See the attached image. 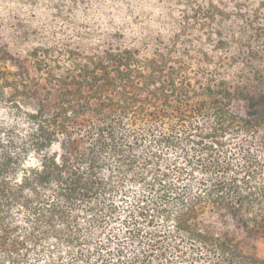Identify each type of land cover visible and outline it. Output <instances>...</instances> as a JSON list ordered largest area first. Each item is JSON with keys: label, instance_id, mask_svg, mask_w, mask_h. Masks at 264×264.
Wrapping results in <instances>:
<instances>
[{"label": "trees", "instance_id": "obj_1", "mask_svg": "<svg viewBox=\"0 0 264 264\" xmlns=\"http://www.w3.org/2000/svg\"><path fill=\"white\" fill-rule=\"evenodd\" d=\"M239 233L264 0H0V264H264Z\"/></svg>", "mask_w": 264, "mask_h": 264}, {"label": "rangeland", "instance_id": "obj_2", "mask_svg": "<svg viewBox=\"0 0 264 264\" xmlns=\"http://www.w3.org/2000/svg\"><path fill=\"white\" fill-rule=\"evenodd\" d=\"M242 112L246 113L247 111L245 109H242ZM238 236L241 239V245L245 250H249V251L255 250L258 254L264 255V243L263 242L252 239V238H248L244 236L243 233H239Z\"/></svg>", "mask_w": 264, "mask_h": 264}]
</instances>
